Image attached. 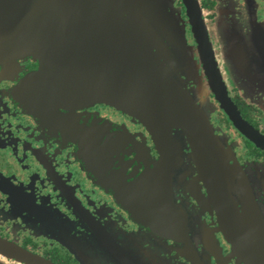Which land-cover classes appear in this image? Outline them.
Here are the masks:
<instances>
[{
	"label": "flooded vegetation",
	"instance_id": "1",
	"mask_svg": "<svg viewBox=\"0 0 264 264\" xmlns=\"http://www.w3.org/2000/svg\"><path fill=\"white\" fill-rule=\"evenodd\" d=\"M198 2L210 62L182 0L165 1L160 16L172 27L159 33L169 57L180 51L161 61L207 122L212 147L205 142L202 157L179 120L160 139L105 102L56 108L33 92L37 60L0 61V264H244L219 202L240 213L248 192L264 219V149L218 95L264 134V0ZM231 33L238 67L226 54Z\"/></svg>",
	"mask_w": 264,
	"mask_h": 264
},
{
	"label": "water",
	"instance_id": "2",
	"mask_svg": "<svg viewBox=\"0 0 264 264\" xmlns=\"http://www.w3.org/2000/svg\"><path fill=\"white\" fill-rule=\"evenodd\" d=\"M165 1L0 0V61L6 63L20 53L37 60L38 68L29 75L33 92L56 108L74 110L86 101L105 102L136 117L160 139L169 134V126H163L179 120L187 138L194 142L197 156L202 157L205 142L212 147L211 136L205 135L207 122L161 61V55L167 52L159 32L172 27L169 18L160 16ZM182 1L202 58L210 62L199 2ZM22 18L24 23L19 25ZM176 27H182L179 19ZM217 28L221 29L220 25ZM229 36L226 54L232 63L238 60L234 65L238 67L240 52L234 45L239 42L232 33ZM177 53L164 57L176 61L180 59ZM218 97L232 123L264 149V134L241 117L230 98L224 94ZM242 195L245 202L240 213L234 207L228 212V204L223 207L219 202L227 221L222 223V231L244 264H264V219L252 196L248 192Z\"/></svg>",
	"mask_w": 264,
	"mask_h": 264
}]
</instances>
